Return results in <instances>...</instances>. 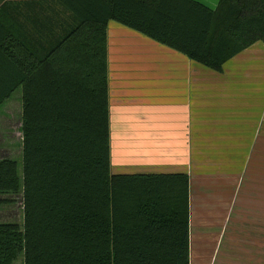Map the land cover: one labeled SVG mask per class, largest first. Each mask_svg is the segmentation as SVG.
<instances>
[{"label":"trees","instance_id":"16d2710c","mask_svg":"<svg viewBox=\"0 0 264 264\" xmlns=\"http://www.w3.org/2000/svg\"><path fill=\"white\" fill-rule=\"evenodd\" d=\"M21 4L0 10V106L23 103V177L0 159V206L22 194L23 223L0 222V264H192L189 174L113 169L108 23L221 71L264 42V0Z\"/></svg>","mask_w":264,"mask_h":264},{"label":"crops","instance_id":"0c3cea01","mask_svg":"<svg viewBox=\"0 0 264 264\" xmlns=\"http://www.w3.org/2000/svg\"><path fill=\"white\" fill-rule=\"evenodd\" d=\"M108 60L114 171H186L192 264H264V42L216 71L111 20Z\"/></svg>","mask_w":264,"mask_h":264},{"label":"rangeland","instance_id":"374dc122","mask_svg":"<svg viewBox=\"0 0 264 264\" xmlns=\"http://www.w3.org/2000/svg\"><path fill=\"white\" fill-rule=\"evenodd\" d=\"M52 4L56 2L50 1ZM22 89H17L0 106V159L10 158L18 162V170L23 177V135H22ZM115 152L114 163H118ZM14 202L0 206V222L23 223L22 194L3 195ZM13 264H24L19 256Z\"/></svg>","mask_w":264,"mask_h":264}]
</instances>
